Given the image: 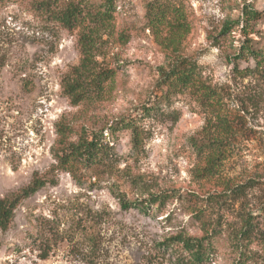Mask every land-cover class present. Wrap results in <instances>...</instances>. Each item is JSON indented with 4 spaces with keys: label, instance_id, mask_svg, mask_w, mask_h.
<instances>
[{
    "label": "rangeland",
    "instance_id": "374dc122",
    "mask_svg": "<svg viewBox=\"0 0 264 264\" xmlns=\"http://www.w3.org/2000/svg\"><path fill=\"white\" fill-rule=\"evenodd\" d=\"M101 1L0 0V198L26 186L34 172L49 173L58 121L69 123L75 139L82 125L100 127L157 104L166 35L149 19L164 6L185 13L183 52L231 95L229 157L218 175L201 174L206 154L192 141L207 124L206 114L178 96L163 106L165 114L143 118L139 150L130 131L120 132L116 175L61 172L57 185L24 199L10 227L0 229V264H182L189 254L167 244L179 233L210 235V257L201 264H264V80L235 73L236 64L244 69L254 61L236 63L230 55L241 35L223 31L241 15L243 0H117L114 20L92 40L95 59L115 68V78L97 105H72L60 82L81 60L83 27L69 29L57 15L70 2L85 14ZM248 2L263 12L253 34L262 45L264 0ZM119 189L133 201L148 193L168 198L145 213L123 208Z\"/></svg>",
    "mask_w": 264,
    "mask_h": 264
},
{
    "label": "trees",
    "instance_id": "16d2710c",
    "mask_svg": "<svg viewBox=\"0 0 264 264\" xmlns=\"http://www.w3.org/2000/svg\"><path fill=\"white\" fill-rule=\"evenodd\" d=\"M117 11V0H102L96 7L85 12L79 3H71L58 13L57 18L69 29L82 26L79 43L82 57L79 64L62 77L60 85L72 105L87 104L95 106L105 99L106 90L115 78V68L103 66L95 59L92 47L93 37L99 28L114 20ZM150 22L164 30L166 35V60L159 69L155 105H142L137 115L120 118L112 123L106 122L100 127L82 125L75 139H71L72 127L67 122L56 123L57 139L52 148L55 163L46 176L34 172L31 181L20 190L0 198V229L7 230L14 221L18 205L47 185H57L58 174L69 172L77 178L79 170L102 171L104 174L116 175L117 165L121 158L116 151V140L120 132L130 131L133 149L141 148L144 129L142 120L154 116L159 111L165 114L163 106L169 105L178 96H188L195 105L206 114L207 124L200 135L193 138L192 145L200 154L205 155L201 174L206 177L218 175L223 162L231 151L227 145L233 133L232 122L227 115L226 99L229 91L223 86L212 84L203 74L202 66L183 52V46L189 32L187 16L178 6H164L152 10ZM84 18L82 19V16ZM263 17V12L248 0H243L241 15L236 20H229L225 32L238 30L240 45L234 48L230 57L233 60H253L254 66L240 69L235 65V73L243 78L251 76L264 80V43L259 45L254 38L256 24ZM82 19V20H81ZM237 71V72H236ZM168 114V113H167ZM208 128H213L214 132ZM136 180L135 178L131 181ZM120 188V187H119ZM240 190V189H239ZM142 199L129 200L119 189L116 196L123 208L136 207L148 213L153 205L158 207L167 200V193H148ZM251 222L245 223L246 230ZM246 230H242L244 234ZM250 230V229H249ZM167 244H180L189 254L182 264H201L210 257V235L192 237L179 233L172 236ZM242 260V258H241Z\"/></svg>",
    "mask_w": 264,
    "mask_h": 264
}]
</instances>
